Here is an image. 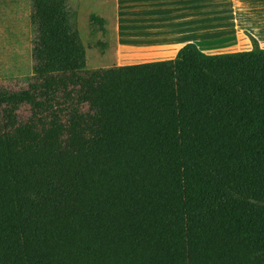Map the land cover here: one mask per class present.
<instances>
[{"label":"trees","instance_id":"16d2710c","mask_svg":"<svg viewBox=\"0 0 264 264\" xmlns=\"http://www.w3.org/2000/svg\"><path fill=\"white\" fill-rule=\"evenodd\" d=\"M30 20L34 82L0 86V264H264L259 41L87 70L68 0Z\"/></svg>","mask_w":264,"mask_h":264},{"label":"rangeland","instance_id":"374dc122","mask_svg":"<svg viewBox=\"0 0 264 264\" xmlns=\"http://www.w3.org/2000/svg\"><path fill=\"white\" fill-rule=\"evenodd\" d=\"M68 4L71 27L87 50V70L171 60L190 42L207 54L237 53L252 49L251 35L264 48V0H107L101 8L113 17L105 29L91 25V14L101 15L92 6L81 0ZM31 13L32 0H0V86L5 89H28L34 82ZM35 113L22 103L17 125Z\"/></svg>","mask_w":264,"mask_h":264},{"label":"crops","instance_id":"0c3cea01","mask_svg":"<svg viewBox=\"0 0 264 264\" xmlns=\"http://www.w3.org/2000/svg\"><path fill=\"white\" fill-rule=\"evenodd\" d=\"M105 1H107V0H81V4L83 5V6H85V5H90V6H92L93 7V9L95 10V11H97L98 13H100L101 15H102V17L106 20H111L112 19V17L113 16H110V15H108V14H106L105 12H104V10H102V8H101V5H102V3L103 2H105ZM190 43H195V42H190ZM196 44V43H195ZM197 45V44H196ZM198 46V45H197ZM117 60V58H111V61L112 62H114V61H116ZM118 66H120V65H118Z\"/></svg>","mask_w":264,"mask_h":264}]
</instances>
